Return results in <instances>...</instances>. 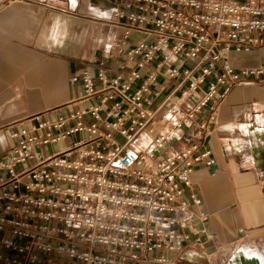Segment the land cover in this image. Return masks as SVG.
<instances>
[{
    "label": "built area",
    "instance_id": "2783aa9c",
    "mask_svg": "<svg viewBox=\"0 0 264 264\" xmlns=\"http://www.w3.org/2000/svg\"><path fill=\"white\" fill-rule=\"evenodd\" d=\"M110 1L117 64L73 74L68 110L19 120L0 155V264L168 263L203 243L192 174L216 162V104L264 77L233 60L264 48V0Z\"/></svg>",
    "mask_w": 264,
    "mask_h": 264
},
{
    "label": "crops",
    "instance_id": "0c3cea01",
    "mask_svg": "<svg viewBox=\"0 0 264 264\" xmlns=\"http://www.w3.org/2000/svg\"><path fill=\"white\" fill-rule=\"evenodd\" d=\"M115 8L110 0H0V155L13 145L19 120L68 110L81 91L73 74L100 61L117 64L119 28L98 20ZM233 60L259 64L264 48ZM216 111L207 138L216 162L198 166L189 189L201 198L197 211L208 215L203 243L167 252L168 263L143 264H235L237 251L264 264V77L233 87Z\"/></svg>",
    "mask_w": 264,
    "mask_h": 264
},
{
    "label": "bare ground",
    "instance_id": "6f19581e",
    "mask_svg": "<svg viewBox=\"0 0 264 264\" xmlns=\"http://www.w3.org/2000/svg\"><path fill=\"white\" fill-rule=\"evenodd\" d=\"M235 264H257L258 258L255 255L244 254L242 252H236L233 256Z\"/></svg>",
    "mask_w": 264,
    "mask_h": 264
},
{
    "label": "rangeland",
    "instance_id": "374dc122",
    "mask_svg": "<svg viewBox=\"0 0 264 264\" xmlns=\"http://www.w3.org/2000/svg\"><path fill=\"white\" fill-rule=\"evenodd\" d=\"M243 55H247V54H242L241 56H243ZM248 60L245 58V59H238V62L240 63V64H242V63H244V62H247ZM189 104H190V101H187V102H185V105L186 106H189ZM67 144V142L65 143V142H60V143H57V144H53V145H48V146H46L45 148H41L40 149V152L41 153H48V154H50V153H53V152H55V151H57V150H59V149H62V148H64L65 147V145Z\"/></svg>",
    "mask_w": 264,
    "mask_h": 264
}]
</instances>
